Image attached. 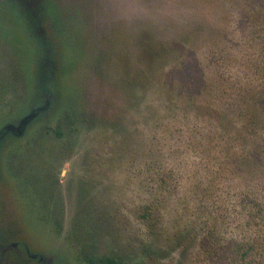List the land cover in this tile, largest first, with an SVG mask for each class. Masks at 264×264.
Here are the masks:
<instances>
[{
    "label": "rangeland",
    "instance_id": "obj_1",
    "mask_svg": "<svg viewBox=\"0 0 264 264\" xmlns=\"http://www.w3.org/2000/svg\"><path fill=\"white\" fill-rule=\"evenodd\" d=\"M263 46L264 0H0V264H264Z\"/></svg>",
    "mask_w": 264,
    "mask_h": 264
},
{
    "label": "trees",
    "instance_id": "obj_2",
    "mask_svg": "<svg viewBox=\"0 0 264 264\" xmlns=\"http://www.w3.org/2000/svg\"><path fill=\"white\" fill-rule=\"evenodd\" d=\"M257 36H259L258 35V33H257V35H255L254 37H257ZM246 37V40L245 41H247L246 42V46L248 47V48H246V49H250V47H249V42H250V40L251 39H249V36L247 35V36H245ZM258 50V49H257ZM246 52H245V55L247 54V53H249V50H245ZM255 58V61H254V64L255 63H257L259 66H264V46L261 48V49H259L258 50V52L257 53H255V56H254ZM257 67V66H256ZM259 91H260V93L264 96V84H263V87L261 88V89H259ZM245 100H246V98H245ZM11 125H10V123H9V125L7 126V127H3L1 130H0V137L1 136H3L7 131H9V130H11ZM255 195V196H254ZM238 199V198H237ZM239 206L240 207V209L239 210H237V211H235V212H241V211H245V212H247L248 211V209H250L249 207H253L254 205H256V208H257V213H260V214H262V213H264V199H262V197H261V195L259 194V195H256V194H253V196H252V198L251 199H246V196L244 197H242L240 200H239V202L236 204V206ZM236 210V209H235ZM256 215H258V214H256ZM263 215V214H262ZM218 222V221H217ZM217 222H215L214 223V226H216L217 224ZM224 221H222V223H223ZM226 223H228L227 221H226ZM242 255H247V251H243V253H242Z\"/></svg>",
    "mask_w": 264,
    "mask_h": 264
},
{
    "label": "flooded vegetation",
    "instance_id": "obj_3",
    "mask_svg": "<svg viewBox=\"0 0 264 264\" xmlns=\"http://www.w3.org/2000/svg\"><path fill=\"white\" fill-rule=\"evenodd\" d=\"M9 131H13L12 129L11 130H9ZM5 135V134H4Z\"/></svg>",
    "mask_w": 264,
    "mask_h": 264
}]
</instances>
